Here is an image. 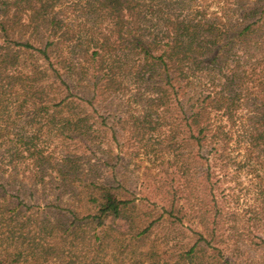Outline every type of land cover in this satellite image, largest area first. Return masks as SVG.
<instances>
[{"label": "rangeland", "instance_id": "374dc122", "mask_svg": "<svg viewBox=\"0 0 264 264\" xmlns=\"http://www.w3.org/2000/svg\"><path fill=\"white\" fill-rule=\"evenodd\" d=\"M194 5L207 6L231 35L258 21L227 64L212 65L210 78L199 74L198 93H212V118L230 135L219 133L226 146L188 141L178 105L152 108L154 96L130 62L113 87L101 81L94 95L100 64L80 57V47L81 65L64 80L93 101L80 102L92 134L61 135L51 123L58 91L48 62L11 44L20 56L12 66L3 58L8 45L0 49V264H264V146H251L245 133L264 113V0ZM61 17L71 48L108 33L77 2ZM102 188L131 202L103 227L86 219L98 213L93 199ZM60 225L73 232L61 237Z\"/></svg>", "mask_w": 264, "mask_h": 264}, {"label": "trees", "instance_id": "16d2710c", "mask_svg": "<svg viewBox=\"0 0 264 264\" xmlns=\"http://www.w3.org/2000/svg\"><path fill=\"white\" fill-rule=\"evenodd\" d=\"M69 1L80 4L89 21L96 25L106 24L108 33L100 39L92 36L84 49L80 45L71 48V29L61 17V10ZM194 3L195 0H0V49L8 45L3 58L12 66L19 64L20 56L12 54L11 44L33 50L48 62L58 91L54 103L57 117L53 116L51 123L60 126L61 135L70 133L68 138L91 137L90 118L80 110V102L84 100L71 93L64 80V75L73 73L81 65L80 57H88L92 63L100 64L90 88L94 95L101 81L113 87L116 71L130 62L135 68V80L144 84L154 96L152 108L158 112L164 107L168 110L173 101L178 105L185 130L189 133L188 141H195L198 146L210 141L224 146L228 144L220 140L219 133L224 134L223 140L230 141V135L224 133L223 127L217 126L212 118L213 108L208 101L212 93L199 95V74L204 73L210 78L212 65L218 62L227 64L233 46L241 44V49L245 37L255 32L253 28L258 21L246 26L240 24L239 30L231 35L225 26L215 21L218 17L213 20L207 6ZM113 36L115 41L111 40ZM75 48L76 51L79 48L80 57L74 52ZM62 88L67 92L66 96H63ZM84 104L83 107H94L91 99H86ZM224 108L226 116L233 115L229 107L221 110ZM65 111L67 115L64 116ZM252 122L253 126L245 131L246 140L251 146L259 143L262 147L264 113L255 116ZM213 131L219 132L211 136ZM69 162L76 174L78 166L71 160ZM98 195L99 198L95 195L93 199L98 213L88 215L86 219H93L102 227L106 219L120 218L131 203L104 188ZM73 216L77 217L74 213ZM59 232L63 237L73 231L70 226L60 225ZM192 252L193 249L188 258Z\"/></svg>", "mask_w": 264, "mask_h": 264}]
</instances>
